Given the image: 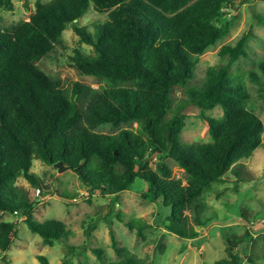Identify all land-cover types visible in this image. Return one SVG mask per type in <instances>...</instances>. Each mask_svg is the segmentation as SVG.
Instances as JSON below:
<instances>
[{"label":"trees","instance_id":"16d2710c","mask_svg":"<svg viewBox=\"0 0 264 264\" xmlns=\"http://www.w3.org/2000/svg\"><path fill=\"white\" fill-rule=\"evenodd\" d=\"M234 5V0H37L29 19L9 27H3L0 14L1 213L22 214L49 245L73 235L59 218L36 219V200L18 184L24 175L42 185L33 171L35 160H62L91 193H119L130 189L137 177L145 179V197L171 206L165 228L183 237L199 236L196 226L203 218L187 222L189 210L199 208L205 190L263 144L264 122L250 106L249 80L263 85L264 98V78L254 69L247 74L232 68L248 55L251 31L223 44L219 53L228 61L208 66L203 82L192 83L202 54L230 33L231 23L223 15ZM91 6L107 13L94 32L78 23ZM0 7L13 9V2L0 0ZM259 20L264 23L262 16ZM69 26L93 47V53L77 48L70 54L72 65L104 82L97 87L76 81L69 91L36 63L63 44ZM260 67L264 71V61ZM177 86L187 94L179 103L173 94ZM90 94L95 95L90 105L95 124L131 127L106 133L86 126L82 98ZM190 102L201 107V117L209 122L208 140L182 138L186 114L181 107ZM218 105L221 116L207 113ZM167 158L186 174L176 176ZM126 224L146 237L148 222L133 219ZM110 233L112 246L126 253L106 261L103 248H95L104 264H150L120 246L115 229ZM17 235L16 222H0V253L11 248ZM245 236L242 251L236 250L235 236L229 237L234 244L228 240L229 255L218 264H264V233L255 236L247 230ZM77 248L69 246L70 251ZM39 257L51 264L46 255Z\"/></svg>","mask_w":264,"mask_h":264},{"label":"rangeland","instance_id":"374dc122","mask_svg":"<svg viewBox=\"0 0 264 264\" xmlns=\"http://www.w3.org/2000/svg\"><path fill=\"white\" fill-rule=\"evenodd\" d=\"M36 1L12 0L13 9L0 7L3 27L29 19L36 8ZM234 2V6L226 7L223 15V20L231 23L230 33L202 54L192 83L203 82L208 66L226 63L229 57L219 53L221 46L235 43L246 31L252 32L247 42L248 55L242 56L232 68L245 73L254 69L264 78V71L260 67V63L264 61V23L259 20V16L264 18V0ZM106 17L107 13L98 12L91 6L78 23L94 32L96 24L104 22ZM63 39V44L36 63L52 78L60 80L69 91L73 90L76 81L94 87L104 83L93 75L79 73L72 65L70 54L77 48L93 53L92 45L82 39L74 26H69ZM249 86L250 106L264 122V98L261 96L263 85L249 80ZM173 94L178 103L187 97L182 86H177ZM82 102L86 111V126L106 133H117L125 127H131V124L118 127L108 123L95 124L91 119L90 108L95 102V95L83 97ZM181 112L186 114V126L182 133L185 141L210 138L209 122L201 117L199 105L187 103L181 107ZM207 113L221 116L223 107L218 105L207 110ZM166 160L176 176L186 174L176 160ZM153 164L156 165V162ZM33 171L41 179V186L33 184L24 175L18 178V184L36 200L35 218L41 221L59 218L73 230V235L55 245H49L39 233L30 229L22 214H2L0 211V222L10 219L16 222L18 228V235L11 248L0 253V264H43L40 255H46L51 264H67V261L71 264H104V260H118L126 252L119 254L112 246L111 228L116 230L120 246L139 258L147 259L150 264H177V258L182 252H185L182 264H218V260L229 255L228 240L234 244V239L229 237L235 236L238 240L236 250L242 251L248 241L246 231H257L252 221L264 220V137L263 144L249 158L243 159L227 171L224 180L213 182L205 190L199 208L189 210L187 222L197 223V217L203 218V222L196 226L200 234L195 238L183 237L165 228L171 215V206L146 198L147 181L141 177L136 178L130 189L104 194L100 191L91 193L72 168L60 171L56 164L38 159L34 161ZM133 219L148 222L149 226L144 229L145 238L139 237L137 230H131L127 226L126 221ZM163 233V245L156 250L155 246ZM259 242L260 239H256V249ZM73 245L78 248L70 251L69 246ZM201 245L204 248L200 249ZM97 247L103 248L104 260L99 259L94 250ZM243 264H250V260Z\"/></svg>","mask_w":264,"mask_h":264},{"label":"water","instance_id":"95a60500","mask_svg":"<svg viewBox=\"0 0 264 264\" xmlns=\"http://www.w3.org/2000/svg\"><path fill=\"white\" fill-rule=\"evenodd\" d=\"M56 166L59 167V170L60 171H64L66 170L67 168H69V166H67L62 160L58 161L56 163ZM164 237H165V233H163L161 239L159 240L158 244L155 246V249L157 250L159 247L162 246L163 244V241H164ZM232 241V240H231ZM185 252H182L180 253V255L178 256L177 258V264H182V259H183V256H184Z\"/></svg>","mask_w":264,"mask_h":264},{"label":"built area","instance_id":"2783aa9c","mask_svg":"<svg viewBox=\"0 0 264 264\" xmlns=\"http://www.w3.org/2000/svg\"><path fill=\"white\" fill-rule=\"evenodd\" d=\"M155 158L157 159V156H155ZM38 190H39V193H40V189H38ZM75 200H76V198H75ZM252 224H253V226H254L255 229H256V227H258V225L264 224V220H260V222L254 220V221H252ZM257 229H258V228H257ZM258 233H264V227H263V230L258 231ZM254 235L257 236L258 234H254Z\"/></svg>","mask_w":264,"mask_h":264},{"label":"crops","instance_id":"0c3cea01","mask_svg":"<svg viewBox=\"0 0 264 264\" xmlns=\"http://www.w3.org/2000/svg\"><path fill=\"white\" fill-rule=\"evenodd\" d=\"M263 227H264V225H258V227H256V229H257V231H255V232H253L254 234H259L258 233V231H261V230H263ZM202 248H204V245H201V247H200V249H202ZM184 260V257H183V259H182V261Z\"/></svg>","mask_w":264,"mask_h":264}]
</instances>
